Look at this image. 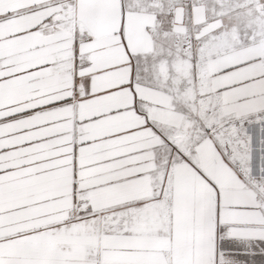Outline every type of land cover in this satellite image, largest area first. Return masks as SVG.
<instances>
[{"label":"snow or ice","instance_id":"6c2138e0","mask_svg":"<svg viewBox=\"0 0 264 264\" xmlns=\"http://www.w3.org/2000/svg\"><path fill=\"white\" fill-rule=\"evenodd\" d=\"M0 264H264V0H0Z\"/></svg>","mask_w":264,"mask_h":264}]
</instances>
